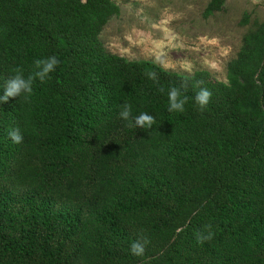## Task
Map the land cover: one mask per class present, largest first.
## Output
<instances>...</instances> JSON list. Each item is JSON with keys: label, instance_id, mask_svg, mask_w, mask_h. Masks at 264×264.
Segmentation results:
<instances>
[{"label": "trees", "instance_id": "obj_1", "mask_svg": "<svg viewBox=\"0 0 264 264\" xmlns=\"http://www.w3.org/2000/svg\"><path fill=\"white\" fill-rule=\"evenodd\" d=\"M120 12L112 0H0V96L17 69L60 61L30 96L0 103V264H264V22L222 82L109 53L100 36ZM172 87L183 112L168 111ZM200 88L212 94L203 111ZM125 102L153 128L122 120Z\"/></svg>", "mask_w": 264, "mask_h": 264}, {"label": "rangeland", "instance_id": "obj_2", "mask_svg": "<svg viewBox=\"0 0 264 264\" xmlns=\"http://www.w3.org/2000/svg\"><path fill=\"white\" fill-rule=\"evenodd\" d=\"M211 1L112 0L121 12L105 25L100 39L109 53L130 61H152L145 52L149 41L166 33L175 35L181 46L168 50V56L190 61L192 70L184 71L178 64L168 71L192 75L206 70L215 80L227 82L228 65L241 50L245 35L264 22V0H226L222 11L206 14ZM245 18L248 22L243 24ZM223 48L231 49L227 56L222 55ZM122 49L130 52L122 55ZM206 59L216 61L219 69L205 64Z\"/></svg>", "mask_w": 264, "mask_h": 264}, {"label": "clouds", "instance_id": "obj_3", "mask_svg": "<svg viewBox=\"0 0 264 264\" xmlns=\"http://www.w3.org/2000/svg\"><path fill=\"white\" fill-rule=\"evenodd\" d=\"M129 39L131 38L129 37ZM177 39L178 38L175 35H168L166 33L164 38L158 41H149V46L145 48L146 55L152 57V63L158 65L162 71L175 70L179 64V67L182 70L190 72L192 70V64L190 61L182 60L177 62L168 56V50L176 49L181 46L175 42ZM139 43L144 44L145 41L141 40ZM230 50V48H223L221 49V53L222 55L227 56ZM121 52L123 55L125 53H129L130 49H122ZM59 63L60 61L54 55L48 57L47 59L36 60L35 66L37 70L27 78H25L22 72L17 69L12 78L7 80L3 85L4 95L0 96V103L7 102L11 97L23 95L25 98H27L30 96L33 91V81L37 78L41 82L45 81V79L48 78L49 74L55 70ZM204 63L214 69H219L220 67L216 61H210L206 59ZM147 75L149 79L153 81L157 79V74L154 71L148 72ZM161 91L163 92L164 90L161 89ZM211 95L212 94L208 89L200 88L194 97L195 106H197L201 111L206 109L210 102ZM167 96L169 112H183L185 110V104L188 97L184 96L179 88H170L168 90ZM119 115L122 120H126L129 123L134 124L135 128H142L145 131L151 130L156 122L155 117L148 112L140 113L133 121L131 119L132 107L126 102L121 106ZM9 136L14 144H20L23 141V135L19 130L10 132ZM207 227L210 229L211 225H208ZM212 235L213 233L211 231H208L207 235L198 234L197 241L198 243L202 244L204 241L210 240ZM147 243V240H145L144 243H132L130 249L131 255L135 257H143L145 255V246Z\"/></svg>", "mask_w": 264, "mask_h": 264}]
</instances>
